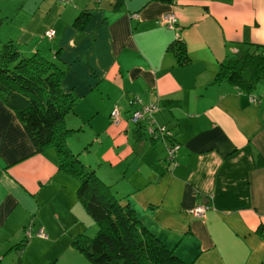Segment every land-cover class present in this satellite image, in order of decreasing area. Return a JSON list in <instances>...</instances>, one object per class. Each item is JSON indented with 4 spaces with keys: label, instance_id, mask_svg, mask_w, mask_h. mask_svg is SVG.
I'll use <instances>...</instances> for the list:
<instances>
[{
    "label": "crops",
    "instance_id": "obj_1",
    "mask_svg": "<svg viewBox=\"0 0 264 264\" xmlns=\"http://www.w3.org/2000/svg\"><path fill=\"white\" fill-rule=\"evenodd\" d=\"M22 3L13 33L29 51L55 58L64 91L77 97L69 114L107 146L100 164L125 184L118 181L119 199L189 264H264V96L254 88L251 102L252 92L216 80L223 60L264 45V0ZM85 8L92 10L81 16ZM170 14L176 28L162 21ZM50 27L54 38L44 35ZM178 32L184 64L169 48ZM136 99L159 102L157 121L173 137L137 132L129 120ZM78 185L54 148L36 150L0 92V257L22 236L46 239L36 236L40 228L57 239L54 216L78 201ZM202 203L208 209L195 216ZM15 216L21 220L11 227Z\"/></svg>",
    "mask_w": 264,
    "mask_h": 264
},
{
    "label": "trees",
    "instance_id": "obj_2",
    "mask_svg": "<svg viewBox=\"0 0 264 264\" xmlns=\"http://www.w3.org/2000/svg\"><path fill=\"white\" fill-rule=\"evenodd\" d=\"M70 1L60 0L62 3ZM115 4L118 7L119 3ZM91 10L85 8L80 15H87ZM3 23L4 19L0 17V29ZM176 25L178 20L173 27ZM50 30L56 31L50 27L44 35L48 36ZM26 47L16 33H10L6 41L0 37V92L17 112L36 150L54 148L59 166L78 176V198L99 227L93 237L84 233L75 236L73 246L91 264H189L142 222L131 202L121 201L113 186L107 184L95 168L84 164L79 153L72 151L68 137L74 129L67 126L66 119L77 97L64 91L63 71L53 56L42 49L31 52ZM169 48L176 53L180 63L188 61L187 46L179 32ZM261 77L264 78V45H256L244 55L223 60L216 74L217 81H229L254 96V85ZM132 103L140 104L130 111L129 120L133 122L135 113L152 102L136 99ZM157 112L152 121L155 130L160 128L159 132L147 131V121L143 120L133 122L139 129L137 132L142 133L144 128L152 139L173 137L172 130L157 121ZM119 118L118 124H121V114ZM113 122L116 123L115 119ZM24 245L22 243L20 247Z\"/></svg>",
    "mask_w": 264,
    "mask_h": 264
},
{
    "label": "rangeland",
    "instance_id": "obj_3",
    "mask_svg": "<svg viewBox=\"0 0 264 264\" xmlns=\"http://www.w3.org/2000/svg\"><path fill=\"white\" fill-rule=\"evenodd\" d=\"M22 1L0 0V17L4 19V23L0 29V37L3 41L8 40L10 33L14 32L12 20L14 18L20 20L23 17L24 7ZM42 51L46 52L43 49ZM49 55L52 56V54ZM255 89L264 96V78L261 77L256 81ZM66 122L69 128L74 129L73 134L68 137V145L72 151L79 153V158L84 164L88 165V163H91V168H95L101 178L107 184L112 185L115 190L120 191L118 181H120V186L123 189L125 184L120 178L116 177L117 170L113 166L100 164L99 157H103L108 149L107 146L101 143V139L95 141V136L91 135L90 129L87 126H82V122L72 113L68 115ZM113 123L117 126L119 125L118 123ZM168 157H170L169 151ZM117 163H114V165ZM120 193L124 195L122 192ZM54 219L58 221L61 228H57V239L48 241L49 236H40L38 235V231L36 236L46 239H35L29 242L26 236H22L21 241L19 240L18 242L16 241L8 246H4V248L10 249L4 251L7 254H3L0 257V264H91L72 244V237L74 235L82 232L89 237H93L98 231L99 226L97 221L87 212L83 202L78 199L67 210L61 211L59 216H54ZM20 220L21 216H18V218L15 216L12 219L11 227L18 225ZM53 224L56 225L54 220ZM22 243H25L23 248L20 247Z\"/></svg>",
    "mask_w": 264,
    "mask_h": 264
},
{
    "label": "built area",
    "instance_id": "obj_4",
    "mask_svg": "<svg viewBox=\"0 0 264 264\" xmlns=\"http://www.w3.org/2000/svg\"><path fill=\"white\" fill-rule=\"evenodd\" d=\"M177 20H178V18L174 14L164 15L162 17V21L165 22L166 24H169L172 27L177 22ZM55 34H56L55 30H50L47 32V35L49 38H53L55 36ZM251 102H258L257 97L254 95H251ZM159 107H160L159 103H156V102H154V103L152 102V103L144 105L141 110H139L138 112L135 113L134 118H133V122L135 123V122L143 120V122L146 123V121H147V123H148V124L146 123L147 131L149 130L150 133L159 132L160 128H157L155 130L154 129L155 125L153 124V121H152L153 116L159 110ZM112 114H113V117H114L116 123H119L120 111L118 109H115V110H113ZM176 149H177V147H175L173 145L170 147V149H169L170 158L174 157ZM207 209H208V206L202 203L200 205L195 206L192 210V213L195 216H202L205 214ZM28 233L30 234L29 231H28ZM38 235L47 236V234L45 233V231L42 228H40L38 230Z\"/></svg>",
    "mask_w": 264,
    "mask_h": 264
},
{
    "label": "clouds",
    "instance_id": "obj_5",
    "mask_svg": "<svg viewBox=\"0 0 264 264\" xmlns=\"http://www.w3.org/2000/svg\"><path fill=\"white\" fill-rule=\"evenodd\" d=\"M204 204V203H203Z\"/></svg>",
    "mask_w": 264,
    "mask_h": 264
}]
</instances>
